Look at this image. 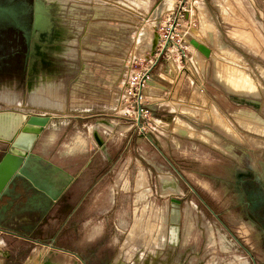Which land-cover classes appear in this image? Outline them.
Returning a JSON list of instances; mask_svg holds the SVG:
<instances>
[{
	"label": "rangeland",
	"instance_id": "obj_1",
	"mask_svg": "<svg viewBox=\"0 0 264 264\" xmlns=\"http://www.w3.org/2000/svg\"><path fill=\"white\" fill-rule=\"evenodd\" d=\"M61 1L68 5L67 13L74 21L68 27L71 18L56 6L60 23L67 24L64 28L72 29L70 35L81 33L82 27L75 28V22H87L82 45L78 46L77 41L72 45L65 43L70 40L68 35L63 38L65 45L59 50L74 49L64 57L72 61V74L81 69L78 82L70 83L71 78L66 83L65 79L38 68L33 75L23 79L19 78L18 72L0 74V95L9 90L19 97L18 103L12 102L11 97L0 98V112L13 110L39 114L44 112L42 110L53 111V118L35 150L55 161L62 156L63 160H57L58 163H69L64 150L66 154H73L85 150L86 143L90 145L91 171L95 170L100 178L94 181L99 184L89 186V192L101 193L108 198L113 188L119 206L115 210L118 220L125 223L123 228H120V222L111 228L114 231L109 238L118 239L113 257L116 258L121 250L137 207L147 205L153 208V214L159 211L168 214L170 198L178 197L183 202L182 240L180 248L166 264H246L245 250L235 240L249 248L256 262L264 264L262 234L245 215V200L233 185L238 184L239 177L245 176L264 182L258 173L260 166L254 168L252 161L257 153L264 156V132L250 131L249 126L258 128L259 123H248L250 118L264 123V78L260 74L264 70V0ZM72 9L82 13L74 16ZM103 12L104 15L99 14ZM193 30L197 35L200 30L204 41L201 39L200 43L211 50L209 58L201 55L187 40L186 36L191 38L190 35L195 34ZM64 32L68 33L67 30ZM217 58L219 65L215 62ZM215 66L222 67L216 69ZM90 69L92 85L87 83L83 73ZM217 70L223 72L221 75L226 77V84L216 79ZM242 75H250L252 80H246L248 77ZM254 81L260 87L251 88ZM41 82L46 83L45 91ZM32 87H37V91L32 92L29 99L31 96L37 100L46 97L45 102L55 101L62 108L30 107L28 91ZM196 87L209 98L208 104L205 105L202 96L195 93ZM169 102L173 107L167 104ZM86 104L90 107L83 111ZM215 114L232 127L233 135L216 124ZM156 119L164 122L157 123ZM186 127L196 134L195 140L170 132L193 138L185 132ZM94 137L99 145L103 143L102 146L97 145ZM173 137L179 139V146L175 145ZM224 146H231L236 155L227 154ZM146 153L155 171L149 172L141 161L140 156L147 158ZM77 160L84 161L79 157L74 161ZM125 167H128L129 178L119 180ZM141 171L145 174L137 181ZM146 179L150 191H143L146 201L136 206L133 188L136 181L138 189L144 188ZM166 181L178 182L182 195L167 196L180 189L178 187L177 192L166 189ZM206 208L216 218L206 214ZM55 213L54 209L47 221L38 225L32 238L47 244L55 240L52 245L73 252L76 246L82 245V240L68 229L70 218L56 219ZM22 217L10 220L4 227L19 229L24 224H33L38 215ZM161 217L160 225H153L150 231L153 242L163 235L167 217ZM190 221L194 229L190 223L187 230ZM207 224L214 230L213 243L208 239ZM137 226L132 229L133 234H138ZM185 234L187 238L191 235L187 244ZM220 237L229 246L227 252L220 248ZM78 250L80 252L81 248ZM47 260L54 264H79L70 254L41 243L24 242L0 231V264H38Z\"/></svg>",
	"mask_w": 264,
	"mask_h": 264
},
{
	"label": "flooded vegetation",
	"instance_id": "obj_2",
	"mask_svg": "<svg viewBox=\"0 0 264 264\" xmlns=\"http://www.w3.org/2000/svg\"><path fill=\"white\" fill-rule=\"evenodd\" d=\"M56 9L55 5L46 2V0H0V74L8 75L10 72H18L19 78L23 79L25 76L33 75L38 68L45 70L48 74H53L60 79H65L66 83L69 82L71 78L75 77V75L71 73L72 61L64 57L67 53H70V51L73 52L74 49L67 47L61 52H59V50L62 45H65L63 38L68 35L70 40H65V43H69V45L74 44V37H76L78 46H81L83 43V36L87 30V22H75V27H82L81 33L76 36H74L75 34L70 35V28L67 29L70 27V24L64 25L60 23V17H58ZM68 14L69 12L67 15ZM66 25L68 27L64 28ZM64 30H67L68 33H65ZM79 66L80 65L78 64V67ZM72 81L73 79L70 83H72ZM3 155L4 152L0 147V160ZM43 156L47 159L45 154H43ZM255 167L257 168V166ZM259 170L260 172L258 173L262 175L263 171L261 166ZM233 185H235V188H238L242 193L243 200H245L244 213L249 220H251L253 226L262 234L261 243L264 245V182H260L253 177L245 176V178L238 181V184ZM17 195L18 194L15 192H10L11 198H4L3 201L0 202V213L4 215L3 219L0 220V225L3 227L12 220L14 214H22L23 211L31 205L30 202L36 201L34 198L37 197L36 193L29 191L26 195V198L29 199V201L26 203L25 198H18ZM171 199L173 198H170V200ZM175 199L180 201L182 213L183 202L178 197ZM198 201H201V198H198ZM8 202H11L12 204L11 206L8 205V211L7 213H4L2 208L7 206ZM52 211L53 208L50 212ZM204 211L206 214H211L216 218L210 209L206 208ZM55 212L56 217V214L59 212L57 209ZM48 215L43 219H46L47 221ZM182 216L183 215H181V229ZM43 219L41 222L44 221ZM18 231L27 232L25 224L22 225ZM181 240L182 231L180 245ZM235 242L242 247V250H245L248 259L246 264H259L256 262L254 256L250 254L249 248H245L247 246L244 244L240 245L237 240H235ZM54 243L55 240H53L51 244ZM73 252H76L81 256L78 250L76 251L73 249ZM84 260L89 264L86 259Z\"/></svg>",
	"mask_w": 264,
	"mask_h": 264
},
{
	"label": "water",
	"instance_id": "obj_3",
	"mask_svg": "<svg viewBox=\"0 0 264 264\" xmlns=\"http://www.w3.org/2000/svg\"><path fill=\"white\" fill-rule=\"evenodd\" d=\"M191 44L206 58L210 57L211 50L205 45L199 44L195 40H191ZM50 122L51 116L48 114H30L13 110L0 112V147L4 152L0 160V202L4 198H11L10 192H15L18 194V198H25L26 203H28L29 199L26 198V195L29 191H33L37 194V197L34 198L36 204L34 201L30 202L31 205L23 212L30 216L38 215L33 224L25 225L27 232L21 231L23 232L21 233L18 229L3 227L2 225H0V231L31 242L41 243L76 257L82 264H87L76 252L42 243L32 238L31 233L37 229L42 219L49 214L74 182V177L64 168L48 161L43 154L35 150L41 135ZM262 179L264 180L263 177ZM11 204L8 202L7 206L2 208L4 213H7L8 205L11 206ZM181 215L180 201L175 198L171 199L166 241L169 254L167 263L173 252L180 247ZM17 216L14 214L12 220H16ZM3 217L4 215L0 213V220ZM43 220L46 221V219Z\"/></svg>",
	"mask_w": 264,
	"mask_h": 264
},
{
	"label": "crops",
	"instance_id": "obj_4",
	"mask_svg": "<svg viewBox=\"0 0 264 264\" xmlns=\"http://www.w3.org/2000/svg\"><path fill=\"white\" fill-rule=\"evenodd\" d=\"M167 2H168V0H167ZM166 10L171 11V9H169V8H166ZM134 12L137 13L138 10H135ZM201 55H203V54H201ZM79 73H81V69L78 70L77 74H75V77L73 78V81L75 80L74 83L78 82L79 77H80ZM83 73L85 75L84 77H85V80L87 81V83L89 85H92V83L94 81L92 70L90 69L89 71H87V73L86 72H83ZM153 96H156V95H153ZM157 97L163 98L161 96L160 97L157 96ZM155 104L159 105L160 107L164 106V105L158 104V103H155ZM89 107H90V105L86 104L85 109L83 111H86ZM156 121H157V123L159 121L164 122V121L158 120V119H156ZM165 123H167V122H165ZM204 125L213 126V125H207V124H204ZM193 127H195V126H193ZM166 129H168V128H166ZM195 129H196V131H199V129H197L196 127H195ZM206 130H208V129H206ZM170 132L173 135L179 136L181 138H186L189 140H192V139L195 140L194 138H189V137H185V136H181L179 134H176L175 131L170 130ZM173 138H174L175 145L179 146L180 145L179 139H177L176 137H173ZM86 142H87V140H86ZM146 142H150L149 139H146ZM84 149L85 150H83L81 152H76L73 154H66L65 153L66 150H64V152H63L64 157H66V159H70L69 163L66 165H64L62 163H58V161H57L60 159L63 160L62 156H59L56 161L51 159V158H48L46 156L49 161H51L54 164L64 168L68 173H70L74 177V182L68 188V190L63 195V197L53 207V210L57 209L59 212L56 214L57 216L55 218L59 219L62 216L66 217V218H68V217L70 218V220L68 222L69 224L67 225V227L71 232H73L74 234H77L78 238H81L82 241L81 240L80 241H81L82 245L76 246V248H77V250L81 248L80 254H81L82 258L86 259L89 262V264H113L115 261V259H114L115 257H113V256H114L116 247L118 245L117 244L118 239L117 238L110 239L109 234H111L114 231V230L111 231V228H114V226L119 225V224H116V222H118V223L120 222L119 221L120 219L118 220L119 215L115 211L116 208L119 207L118 205H116V201H115V199H116L115 190L113 188L110 189V194H109L108 198L104 197L101 193L89 192V186L91 184H95V183L99 184L97 182L94 183V181L100 177H99V175H97L95 173V170H94V172L91 171V170H93V166H92L93 155L91 154L90 145H88V143H86ZM38 153L45 154L43 152H38ZM78 157H79V160H84V161H82V162H80L78 160H77V162L74 161ZM146 157L147 158L140 156V158L142 159L141 161H144V163H145V168L147 170H149V172L155 171V167L150 162L151 160L148 159V153H146ZM158 168L162 170V167L157 166V169ZM127 171H128V167H125V171L120 175L119 180H123L124 178H129ZM85 174H87V176L81 182L80 180L82 178H84L83 176H85ZM142 174H145V173H143V171H141L140 176L138 177L137 181L142 177ZM137 181H136L135 187L133 188V191L136 193L134 201L136 203V206H139L140 202L141 201L145 202L146 198H147V197L145 198L143 191L144 190L150 191V190L148 189L147 179H146V185L144 186V188H141V189L137 188ZM162 185L163 184L161 182V186ZM127 188L128 187L125 186V189H127ZM69 190H72V191L70 193H68ZM107 201L109 203H107ZM34 203L36 204V201H34ZM137 208L138 209H136L134 211V217H133L132 223L130 224V228L133 229L134 226L136 224H138V226H137L138 227L137 228L138 234H133V236L137 237L138 239H136L135 237L133 239H134L136 245H138V243L142 242L141 244L143 245L144 249L145 248H153V246L149 243L151 241L150 240V235H151L150 231L152 229V226L153 225H156V226L160 225V222H161L160 217L161 216L163 217V215L168 217L169 213L168 214L166 212L160 213V211H159V213L153 214L152 213L153 208L152 207L148 208L147 205H144L143 207L139 206ZM23 213L19 214L17 216V218H15V219L19 220V218L22 216H23L22 218H24L26 216H30L28 213H25V212H23ZM50 214H51V212H50ZM189 223H191V225L194 229V224L192 223V221H190ZM25 225H27V224H25ZM124 226H125V223L123 221H121L120 222V228H123ZM205 227L209 228L210 225L207 224V225H205ZM146 234L149 236V238L146 236ZM207 235H208V232H207ZM167 236H168V227H167ZM190 237H191V235H190ZM190 237H189V239H190ZM212 237H213L212 233L210 235H208V239H209L210 243H212L214 241V238H212ZM18 239L21 241H24V242L28 241V240H25L22 238H18ZM136 242H138V243H136ZM76 248H75V250H76ZM143 252H145V255L143 254V256L141 257L142 262H143V260H145V258H147V254H148V252H146L145 250ZM133 254H135L134 251L132 252V255ZM74 258H76V257H74ZM38 264H54V263H52L51 260H47L45 263L39 261ZM79 264H82V263L79 261Z\"/></svg>",
	"mask_w": 264,
	"mask_h": 264
},
{
	"label": "bare ground",
	"instance_id": "obj_5",
	"mask_svg": "<svg viewBox=\"0 0 264 264\" xmlns=\"http://www.w3.org/2000/svg\"><path fill=\"white\" fill-rule=\"evenodd\" d=\"M48 1V3H50V4H52V5H55V6H58L59 7V10H61V12L63 13L64 11H66V13L64 12V14H66L67 15V4H66V2H64V1H61L60 2V0H47ZM84 1V0H83ZM86 1H90V0H86ZM97 2H100V1H98L97 0ZM79 3V2H78ZM81 3V2H80ZM103 3V2H102ZM99 5V4H98ZM82 12H81V10H73L72 9V11H71V14L72 15H74V16H79L80 14H81ZM100 15H104V12L103 13H99ZM68 16L71 18V16L68 14ZM74 21H73V19L71 18V22H70V25H73L72 23H73ZM252 22V21H251ZM253 23V22H252ZM255 23V22H254ZM253 23V24H254ZM255 25V24H254ZM256 26V25H255ZM81 27V26H80ZM257 27V26H256ZM71 28H73V27H71ZM76 28V27H75ZM258 28V27H257ZM259 29V28H258ZM75 30V29H74ZM69 31L70 32H72V29H69ZM199 32H198V35H197V31L196 30H193V32L195 33V34H191L190 36H191V38L189 37V36H186V38H187V40L190 42V44H191V40H195L196 42H198V43H200L201 42V37H202V35H201V33H200V30H198ZM260 31V30H259ZM77 33V32H76ZM75 33V34H76ZM200 40V41H199ZM75 42H76V39L74 40ZM202 41H203V39H202ZM75 42H73V43H75ZM204 42V41H203ZM200 44H203V43H200ZM192 45V44H191ZM193 46V45H192ZM263 47H264V44H263ZM156 48V47H155ZM194 48V47H193ZM195 49V48H194ZM195 50H197V49H195ZM220 60V59H219ZM219 60H218V58L217 59H215V62H216V65H219ZM221 61H220V65H221ZM74 64V63H73ZM223 65V64H222ZM171 66V65H170ZM77 67V66H76ZM75 67V68H76ZM217 67H222V66H215V68L217 69ZM238 67V66H237ZM261 68L262 67H260V70H261ZM219 69V68H218ZM221 69V68H220ZM75 70V69H74ZM171 70V69H170ZM223 71V70H222ZM237 71V70H236ZM240 71V70H239ZM242 71V70H241ZM75 72V71H74ZM166 73V72H165ZM170 73V72H169ZM223 73V72H222ZM221 72H219V70H217V72L215 73L216 75V79H218L219 81H221V82H223V84H226V82L224 81L225 79H226V77H224V76H222L221 74H222ZM246 73V72H245ZM167 74V73H166ZM260 74H261V77L262 78H264V70L262 69L261 71H260ZM73 75H75V74H73ZM240 75V74H239ZM242 76H244L245 78L246 77H248L246 80H248V79H250V78H252V77H250V75L249 76H245V75H242ZM168 77H169V75H168ZM171 78H173V77H171ZM225 78V79H224ZM242 78V77H241ZM175 79V78H174ZM174 79H172V80H174ZM243 79V78H242ZM252 79H250L249 81H251ZM248 81V82H249ZM250 83V82H249ZM48 84H50V83H48ZM252 84V85H251ZM251 84H250V86H253V87H251V88H255V87H260V85H258L255 81L254 82H251ZM46 83L45 84H42V82L40 83V86H42L43 87V91H45L46 90ZM39 86V87H40ZM235 87V86H234ZM36 88L37 87H32V88H30L29 89V91H28V99H29V96H30V94L32 93V92H34V91H37L36 90ZM262 89V88H261ZM200 90H202V89H199V87H196L195 88V93H197L198 95H200V96H202L201 98H203L204 99V103H205V105L206 104H208V102H209V98L204 94V93H202ZM257 90V89H256ZM262 91V90H261ZM259 91H257V93H258ZM260 93V92H259ZM258 93V94H259ZM36 94H39V93H36ZM59 94V93H58ZM57 94V95H58ZM37 96V95H36ZM54 96V95H53ZM4 97H11V101L12 102H16V103H18L19 102V97L16 95V94H14V93H11V92H9V90L7 91V92H4L2 95H0V98H4ZM50 98H51V96H49ZM55 97H57L56 95H55ZM64 97V96H63ZM46 98V97H45ZM44 98V99H45ZM61 98H62V96H61ZM44 99L42 98V100H37V97H36V99L34 98V96H31V98L29 99V102H28V100H27V102H28V105L30 106V107H32L33 105L35 106V105H40V106H43V107H48V108H53V109H57V108H60V106H59V104L58 103H55V101L54 102H45L44 101ZM49 99V98H48ZM58 99V98H57ZM196 99H197V97H196ZM50 100V99H49ZM63 100V99H62ZM59 102V101H58ZM193 103L195 102V101H192ZM62 103V102H61ZM167 104H169L170 105V107H173L172 106V103L171 102H169V103H167ZM63 105V104H62ZM196 105H197V103H196ZM204 105V104H203ZM205 105L203 106V107H205ZM33 106V107H34ZM202 106V105H201ZM200 106V107H201ZM32 107V108H33ZM38 107V106H37ZM196 107V106H195ZM42 108V107H41ZM62 108V107H61ZM60 108V109H61ZM213 107H211V109H212ZM33 109H35V108H33ZM208 109H209V107H208ZM40 111V110H39ZM42 111H44V112H41L40 111V113L39 114H41V115H50L51 116V120H52V115H53V111H51V110H42ZM213 116H214V114H213ZM219 118H220V116H218ZM217 116H216V114H215V117H214V121L216 122V124L219 126V127H221L222 129H224L225 131H226V133H228V134H232L233 133V131H232V127H230V125H227V124H224V121H222V120H220L219 118H218ZM176 118V117H175ZM249 120V119H248ZM251 120V121H250ZM250 120L248 121V123L249 122H252V121H254L255 123H256V125H258V123H259V126H258V128L256 127H251V126H249V130L250 131H252V132H257V133H259V132H264V123L262 122V120H260V119H251L250 118ZM180 122H184V121H181V120H179ZM214 121H213V123H214ZM241 122V121H240ZM253 122V123H254ZM242 123H243V121H242ZM246 123V122H245ZM50 124V123H49ZM183 124H185V123H183ZM215 124V123H214ZM229 124V123H228ZM241 124V123H240ZM250 124H252V123H250ZM250 124H248V125H250ZM255 125V124H254ZM263 125V126H262ZM192 126V125H191ZM242 126H244V125H242ZM190 128V127H189ZM189 128H187L186 127V129H188V130H186L185 132H188V134H189V136L190 137H196V134H194L191 130H189ZM246 129L248 128L247 126L245 127ZM233 135V134H232ZM185 136H186V134H185ZM237 138V137H236ZM241 138V137H240ZM94 139H95V141H96V138L94 137ZM201 139L202 140H206V138L205 137H201ZM201 140V141H202ZM239 140V139H238ZM207 141V140H206ZM210 141V140H209ZM208 141V142H209ZM211 142V141H210ZM96 143H97V141H96ZM213 143V142H212ZM79 144V143H78ZM103 144V143H102ZM102 144L101 145H99L98 143H97V145H99V146H102ZM210 145V144H209ZM212 146H215V144L214 145H212ZM216 148H217V146H216ZM224 148L227 150V152H228V154H230V155H236L235 154V152L233 151V148L231 147V146H224ZM218 149H220V148H218ZM263 154H256V156H255V158H252V161L253 162H255V164H254V168H256L255 166L257 165V164H259L261 167H262V171H263V177H264V162H263ZM239 159H241L240 157H239ZM165 186H166V189L168 188V189H171L173 192H177L178 191V187H179V184H178V182L176 183L175 181H172V182H168V181H166L165 182ZM179 189H180V187H179ZM161 192H162V188H161ZM163 195V194H162ZM182 195V191H181V189H180V191L179 192H177V193H175V194H170V195H167V196H181ZM125 227V226H124ZM167 227H168V217H167V221L165 222V224H164V227H163V235L156 241V242H153V241H150L149 243L153 246V248H145L144 249V247H143V245L141 244L142 242H140V243H138V242H136V243H138V245H136L135 244V241H134V237L135 236H133V233H132V228H130V225L128 226V234L126 235V238H125V240H124V243H123V245H122V247H121V250H120V252H119V254L117 255V257L115 258V261H114V263L113 264H166V262H167V260H168V258H169V254H168V250H167V248H166V241H167ZM206 228V227H205ZM190 229V223L188 224V228H187V230H189ZM206 231L208 232V235H210L211 233L213 234V237L212 238H214V240H215V235H214V230H213V228H212V226H210L209 228H206ZM186 233H187V231H186ZM146 236L149 238V236L146 234ZM136 239H138L137 237H135ZM151 240V239H150ZM185 240H186V244L188 243V241H189V238H187L186 237V234H185ZM220 241H221V245H220V248H221V250L223 251V252H227L228 251V245L227 244H225V241H224V238L223 237H220ZM214 242V241H213ZM212 242V243H213ZM135 246V247H134ZM146 251V252H148V254H147V258H145V260H143V262H142V256H143V254L145 255V252H143V251ZM135 252V254H133L132 255V252ZM5 254V253H4ZM150 261V262H149ZM242 264V263H241ZM245 264V263H244Z\"/></svg>",
	"mask_w": 264,
	"mask_h": 264
}]
</instances>
